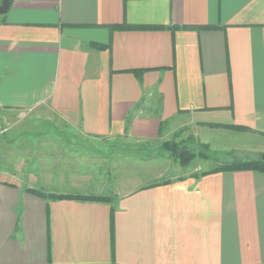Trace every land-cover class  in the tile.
<instances>
[{"label":"crops","instance_id":"1","mask_svg":"<svg viewBox=\"0 0 264 264\" xmlns=\"http://www.w3.org/2000/svg\"><path fill=\"white\" fill-rule=\"evenodd\" d=\"M1 15L0 134L46 107L106 142L264 136V0H12ZM17 171L0 168V264H264L262 171H161L111 194Z\"/></svg>","mask_w":264,"mask_h":264},{"label":"rangeland","instance_id":"2","mask_svg":"<svg viewBox=\"0 0 264 264\" xmlns=\"http://www.w3.org/2000/svg\"><path fill=\"white\" fill-rule=\"evenodd\" d=\"M83 31L88 34L87 29ZM5 125L7 130L0 134V168H18L19 175L33 172L40 179L39 186L50 189L58 184L71 188L76 182L91 190L104 185L106 193L111 194L120 192L124 185L133 187L155 180L161 171L165 177L189 172L198 174L225 162L264 155V136L251 132L246 126L238 128L232 124L224 125L226 131L214 133L210 144L194 136H191L195 138L193 144L188 138L166 139L189 144L197 153H207L195 156L187 164L162 149L166 141L133 143L123 139L110 142L91 139L52 118L46 107L17 111Z\"/></svg>","mask_w":264,"mask_h":264},{"label":"trees","instance_id":"3","mask_svg":"<svg viewBox=\"0 0 264 264\" xmlns=\"http://www.w3.org/2000/svg\"><path fill=\"white\" fill-rule=\"evenodd\" d=\"M2 0L0 1L1 4ZM12 0L10 1L11 5ZM0 16H3L0 14ZM117 29H133V28H162L161 26H133V25H117L115 26ZM99 48H102L100 45H98ZM235 127L238 128H246L245 126L237 125ZM188 139H192L190 143L195 142V138L189 137ZM196 143V142H195ZM199 144V143H198ZM200 145V144H199ZM203 148H207V145H202ZM162 149L168 150L170 152L172 158L178 159L181 161L182 164H187L190 160H192L197 155H206L207 153L199 152L197 153L195 150H193V147L189 144H180V142H170L166 141L162 144ZM239 169H251V170H258L264 172V155H260L256 158H244V159H236L230 162H225L220 165H218L215 168H212L210 170L204 171L202 174L207 173H213L218 171H230V170H239ZM28 190L31 192L42 196L47 195L54 199H60V198H74V199H85V200H98V201H113L115 199L114 195H102V194H60V193H47L46 191H43L42 189H37L33 187H29ZM111 230L114 231V209L111 213Z\"/></svg>","mask_w":264,"mask_h":264},{"label":"water","instance_id":"4","mask_svg":"<svg viewBox=\"0 0 264 264\" xmlns=\"http://www.w3.org/2000/svg\"><path fill=\"white\" fill-rule=\"evenodd\" d=\"M11 0H2L0 4V14H5L9 9Z\"/></svg>","mask_w":264,"mask_h":264}]
</instances>
